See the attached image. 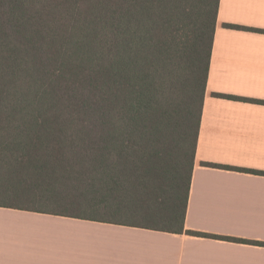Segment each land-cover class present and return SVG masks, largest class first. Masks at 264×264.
Returning <instances> with one entry per match:
<instances>
[{
  "label": "trees",
  "instance_id": "obj_1",
  "mask_svg": "<svg viewBox=\"0 0 264 264\" xmlns=\"http://www.w3.org/2000/svg\"><path fill=\"white\" fill-rule=\"evenodd\" d=\"M219 7L0 0V207L252 243L185 231Z\"/></svg>",
  "mask_w": 264,
  "mask_h": 264
},
{
  "label": "crops",
  "instance_id": "obj_2",
  "mask_svg": "<svg viewBox=\"0 0 264 264\" xmlns=\"http://www.w3.org/2000/svg\"><path fill=\"white\" fill-rule=\"evenodd\" d=\"M201 163L264 172V0H220L185 221L252 243L0 207V264H264V175Z\"/></svg>",
  "mask_w": 264,
  "mask_h": 264
}]
</instances>
